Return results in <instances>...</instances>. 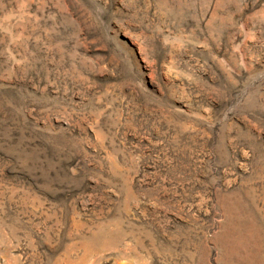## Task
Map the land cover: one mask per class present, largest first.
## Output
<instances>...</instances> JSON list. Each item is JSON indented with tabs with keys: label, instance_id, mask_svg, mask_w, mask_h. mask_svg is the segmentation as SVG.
I'll use <instances>...</instances> for the list:
<instances>
[{
	"label": "rangeland",
	"instance_id": "rangeland-1",
	"mask_svg": "<svg viewBox=\"0 0 264 264\" xmlns=\"http://www.w3.org/2000/svg\"><path fill=\"white\" fill-rule=\"evenodd\" d=\"M0 264H264V0H0Z\"/></svg>",
	"mask_w": 264,
	"mask_h": 264
}]
</instances>
